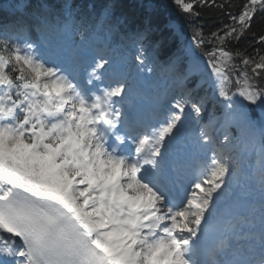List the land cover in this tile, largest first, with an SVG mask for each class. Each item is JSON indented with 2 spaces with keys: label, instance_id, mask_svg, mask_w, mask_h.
Masks as SVG:
<instances>
[{
  "label": "snow or ice",
  "instance_id": "6c2138e0",
  "mask_svg": "<svg viewBox=\"0 0 264 264\" xmlns=\"http://www.w3.org/2000/svg\"><path fill=\"white\" fill-rule=\"evenodd\" d=\"M175 3L227 22L175 52L132 33V58L70 12L0 23V264H264V0Z\"/></svg>",
  "mask_w": 264,
  "mask_h": 264
},
{
  "label": "trees",
  "instance_id": "16d2710c",
  "mask_svg": "<svg viewBox=\"0 0 264 264\" xmlns=\"http://www.w3.org/2000/svg\"><path fill=\"white\" fill-rule=\"evenodd\" d=\"M228 2L233 5L231 11L235 13L244 0ZM55 5L68 10L75 20L92 28L101 25L100 33L110 29L113 41L122 43L126 49H134L128 37L145 29L149 30L150 41H161L165 50L175 52L182 48L187 42L180 41L176 30L168 25L171 19H176L181 28L192 35L199 29L205 36L227 22V18L216 7L201 6L196 9L200 15L194 16L183 12L175 0H57ZM4 21L0 18V23ZM253 31L258 34L264 32V23L258 21ZM250 40V36L245 37L240 45H246ZM236 46L233 44L229 47ZM253 113L259 118L258 109L253 110Z\"/></svg>",
  "mask_w": 264,
  "mask_h": 264
},
{
  "label": "rangeland",
  "instance_id": "374dc122",
  "mask_svg": "<svg viewBox=\"0 0 264 264\" xmlns=\"http://www.w3.org/2000/svg\"><path fill=\"white\" fill-rule=\"evenodd\" d=\"M23 3H25V0H23ZM151 7H152V4H150V8ZM168 25L174 27V29L176 30V32L179 35V39L180 40H182V41H188V42L190 41L191 38L188 37V35L183 31V29L180 27V25L178 24V22L176 20H174V19L171 20L168 23ZM127 55L130 58H132L135 55V51L134 52H127ZM152 74L155 76V77L153 76L154 77L153 83L156 86V92L160 96V99H163V97H164V94H163L164 90L161 92V94H159V89L158 88L165 83V81L167 80V75H169V74L166 73V72H164L159 66L155 69V71ZM169 77H170L169 79H173V77L171 75H169ZM170 84H171L170 86H172V84H174V83H170ZM211 108H212V105H211V103H209V105H208L209 111H211ZM219 111H220V109L217 108L216 109L217 114H219ZM207 118H208V113L205 112L204 113V119L207 120Z\"/></svg>",
  "mask_w": 264,
  "mask_h": 264
},
{
  "label": "bare ground",
  "instance_id": "6f19581e",
  "mask_svg": "<svg viewBox=\"0 0 264 264\" xmlns=\"http://www.w3.org/2000/svg\"><path fill=\"white\" fill-rule=\"evenodd\" d=\"M167 77H169V75H167ZM151 78L153 79V76H151ZM176 88H177V87H176V84H175V83L172 84V86L169 87V89H176ZM177 89H178V88H177ZM177 94H179V89H178V93H177ZM175 96H177V95H175ZM233 130L236 132L235 129H233ZM253 161H254V157H253ZM242 163H243L245 169H247V164L249 163V161H248L247 159H245V160L242 161ZM250 188H251V187H250ZM251 190H252V188H251Z\"/></svg>",
  "mask_w": 264,
  "mask_h": 264
}]
</instances>
